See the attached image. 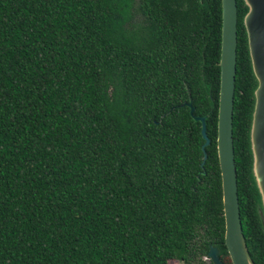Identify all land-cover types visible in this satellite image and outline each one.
I'll list each match as a JSON object with an SVG mask.
<instances>
[{
	"label": "trees",
	"instance_id": "obj_1",
	"mask_svg": "<svg viewBox=\"0 0 264 264\" xmlns=\"http://www.w3.org/2000/svg\"><path fill=\"white\" fill-rule=\"evenodd\" d=\"M236 1L232 143L264 264L253 75ZM221 0H0V264H222ZM205 115L206 157L200 122ZM264 216V212H263Z\"/></svg>",
	"mask_w": 264,
	"mask_h": 264
},
{
	"label": "water",
	"instance_id": "obj_2",
	"mask_svg": "<svg viewBox=\"0 0 264 264\" xmlns=\"http://www.w3.org/2000/svg\"><path fill=\"white\" fill-rule=\"evenodd\" d=\"M247 10L242 22L246 32L247 49L256 85L253 89V106L249 125L251 170L264 212V0H243ZM236 54V1L221 0V26L219 49V87L216 119V152L221 177V197L224 219L223 239L232 264H255L246 248L239 217L236 171L232 143V106ZM194 120L200 122L203 138L202 161L206 157L205 115L195 114L192 99L184 102ZM260 210L264 227V216ZM209 264H222L219 249L209 242Z\"/></svg>",
	"mask_w": 264,
	"mask_h": 264
},
{
	"label": "rangeland",
	"instance_id": "obj_3",
	"mask_svg": "<svg viewBox=\"0 0 264 264\" xmlns=\"http://www.w3.org/2000/svg\"><path fill=\"white\" fill-rule=\"evenodd\" d=\"M203 258L209 262V259L208 257L205 255L203 256ZM167 264H181V262L178 260V259H172V260H169Z\"/></svg>",
	"mask_w": 264,
	"mask_h": 264
},
{
	"label": "flooded vegetation",
	"instance_id": "obj_4",
	"mask_svg": "<svg viewBox=\"0 0 264 264\" xmlns=\"http://www.w3.org/2000/svg\"><path fill=\"white\" fill-rule=\"evenodd\" d=\"M219 257H220V256H219ZM220 259H221V258H220ZM209 263H210V260H209ZM209 263H208V264H209Z\"/></svg>",
	"mask_w": 264,
	"mask_h": 264
}]
</instances>
